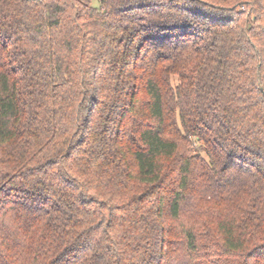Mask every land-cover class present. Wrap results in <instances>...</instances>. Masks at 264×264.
I'll use <instances>...</instances> for the list:
<instances>
[{
    "label": "trees",
    "instance_id": "1",
    "mask_svg": "<svg viewBox=\"0 0 264 264\" xmlns=\"http://www.w3.org/2000/svg\"><path fill=\"white\" fill-rule=\"evenodd\" d=\"M0 264H264V0H0Z\"/></svg>",
    "mask_w": 264,
    "mask_h": 264
},
{
    "label": "rangeland",
    "instance_id": "2",
    "mask_svg": "<svg viewBox=\"0 0 264 264\" xmlns=\"http://www.w3.org/2000/svg\"><path fill=\"white\" fill-rule=\"evenodd\" d=\"M92 5L96 7V6H98V2L97 1H93ZM174 82L176 83V81H174Z\"/></svg>",
    "mask_w": 264,
    "mask_h": 264
}]
</instances>
